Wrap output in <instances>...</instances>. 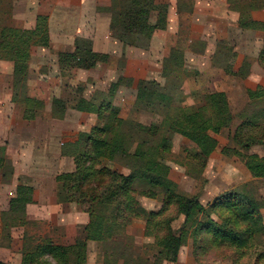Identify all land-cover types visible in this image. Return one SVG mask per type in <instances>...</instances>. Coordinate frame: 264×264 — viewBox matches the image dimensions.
<instances>
[{
  "label": "trees",
  "instance_id": "trees-1",
  "mask_svg": "<svg viewBox=\"0 0 264 264\" xmlns=\"http://www.w3.org/2000/svg\"><path fill=\"white\" fill-rule=\"evenodd\" d=\"M16 1L1 0L0 60L13 63L14 93L16 96L24 94L23 103L27 108L28 119L35 120L44 110V102L25 94L30 75L31 52L34 47H49L50 34L48 27L43 24L29 30L16 27L12 19ZM154 2L113 0L110 23L113 37L127 45L141 46L157 31L165 30V13L157 14L156 21H152ZM229 3L240 13L239 25L242 29L264 32V24L251 17L252 11L259 9V1L229 0ZM79 48L86 51L85 57L74 53H59V63L63 69L88 70L94 63L109 60L108 55L94 52L90 40L82 39ZM261 63L264 65V51ZM184 66V54L179 50L174 58L163 63L167 77L180 79L190 75ZM126 81L129 84L131 80L124 79L123 83ZM181 87H177L179 92L182 91ZM77 89L73 109L97 113L99 125L89 134L81 136L83 151L78 149L79 145L75 149V171L58 175L56 181L60 201L64 204H78L90 220L84 228V237L77 238L70 245L56 244L49 239L36 241L25 236L22 264H84L87 261L89 241L112 242V250L124 249L111 262L113 264L121 260L123 264H175L179 260L185 238L194 240L195 254L198 255L200 252L221 248L247 251L256 240L264 237V225L256 217V210L264 205L255 202L244 191L239 189L221 195L206 208L197 196L189 197L180 193L175 182L158 172L160 163L168 160L172 154L173 144L168 135L179 134L196 145L198 152H192L193 159L201 165L197 173L203 175L208 159L219 144L203 128L205 123L212 122L222 128H229L233 123L232 108L226 93H206L200 97V104L196 107L182 105V101L172 106L174 97L166 87L157 80L144 81L138 89L136 106L153 110L156 117L163 115L162 120L157 124L154 122L146 133L141 132L133 120L122 118L112 104L99 102L96 98L86 99L83 96L84 86L80 85ZM248 93L250 98H261L254 92ZM66 106V100L55 98L54 116L62 118ZM252 117L255 118V114ZM246 120L241 121L236 130L235 141L246 150L252 147L256 138L259 141L255 143L264 146V129L262 136L257 137L252 132L254 126L261 124L250 118ZM162 131L165 133L162 134ZM253 160L259 176L264 178V158L253 156ZM108 163L119 164L126 169L127 174L119 169L114 170ZM146 192H151L152 197H157V193L164 194V205L160 211L148 212L143 208L141 197ZM33 196L34 189L23 186L20 196L11 200L9 211L2 216L3 233L0 232V237L4 234V238H10L12 228L28 224L26 211L27 206L34 201ZM171 211L175 215H170ZM183 215L187 216V221L182 228L183 235L179 236L173 224ZM135 220L145 221L146 228L155 233L156 251L153 260L141 257L129 259L125 255L129 246L119 239L126 238V229ZM34 241L36 245L33 249H27L28 243ZM261 262L264 264L263 253L259 254L254 264ZM0 264L6 263L0 261ZM234 264H239V261L234 259Z\"/></svg>",
  "mask_w": 264,
  "mask_h": 264
},
{
  "label": "crops",
  "instance_id": "crops-1",
  "mask_svg": "<svg viewBox=\"0 0 264 264\" xmlns=\"http://www.w3.org/2000/svg\"><path fill=\"white\" fill-rule=\"evenodd\" d=\"M257 1L259 9L252 11L251 17L264 24V0ZM112 2L18 0L14 3V25L26 30L46 25L50 45L34 47L31 52L25 94L44 102V110L35 120L28 119L24 94L16 96L14 93L13 63L0 60V232L3 233V213L9 211L11 200L20 196L23 186L34 189V201L26 211L28 224L12 228L7 240L4 234L0 237L3 263L22 264L25 236L70 245L89 223V215L78 204L60 201L56 181L58 175L75 171V149L78 145L80 149L82 134H89L99 125L97 113L73 109L79 85L84 86L86 99L96 98L112 104L122 118L131 119L138 126L148 112L136 109L140 84L147 80L161 83L167 78L163 63L174 58L179 50L184 54L188 73L197 75L204 67L203 62L208 61L213 71L240 78L245 92H254L264 101V65L261 63L264 32L242 29L240 13L229 0H155L152 21H156L157 14L165 13L167 28L157 31L141 46L127 45L113 37ZM2 5L0 0V12ZM186 27L188 31L184 34ZM82 39L90 40L94 52L108 55L109 60L94 63L88 70L72 69L70 74L60 68L59 53L84 57L86 51L79 48ZM226 50L227 61L219 66L217 62ZM124 79L131 83H123ZM229 91L222 88L215 92L226 93L230 102ZM64 95L71 101L66 99L65 115L58 118L53 114V100H65ZM149 122L145 123L146 133L154 123ZM97 243L100 244L88 242L84 264H113L106 260L102 245ZM98 246L103 253H96L95 260L91 249Z\"/></svg>",
  "mask_w": 264,
  "mask_h": 264
},
{
  "label": "rangeland",
  "instance_id": "rangeland-1",
  "mask_svg": "<svg viewBox=\"0 0 264 264\" xmlns=\"http://www.w3.org/2000/svg\"><path fill=\"white\" fill-rule=\"evenodd\" d=\"M8 23H10V21H8ZM187 31V27L184 28V34H186ZM227 53L226 50V52H223L220 56L221 60L217 62L219 66L225 65ZM208 63V61L203 62L204 67H202L201 72L198 71L197 75L191 73L188 76H184L182 79L169 76L161 80V84L166 87L169 90L168 92L174 97L172 106H177V104H180V101H182V105H194L196 107L200 104V97L204 94L220 91L222 88L229 89L230 91L228 94L232 105L233 123L229 128L219 127L212 122L205 123L203 128L210 133L219 144L216 151L208 159L207 167L202 176L197 173L201 165L193 159V154L198 152L196 145L179 134L168 135L173 144L172 154L169 156L168 160L160 163L158 172L164 177L168 176L167 178H171L170 180L178 185L180 193L189 197L197 196L206 208H209L217 197L239 189L248 194L247 196L255 202L264 205V178L259 176L253 160V156L264 158V146L255 143L259 141L258 138H256V140L253 141L254 144L252 147L246 150L234 139L235 132L240 126V122L246 119L248 120V118L252 119L251 121L255 123L259 122V124H261L259 126H254L252 132L257 137L262 136L264 129V101L255 98L250 99V94L242 89L244 83L241 84V82L243 80L236 76H222L209 68ZM59 66L62 70H67L72 74V72H70V70H72L71 68L63 69L60 63ZM243 72H245V68L244 70L242 69V73L240 74L242 75ZM125 83L127 84L128 81ZM181 85L182 91L179 92L177 87ZM76 91H78V89ZM64 99L71 101L70 97H67V95H64ZM136 109L142 111L141 109L144 108H138L136 106ZM156 109H158V107H156ZM144 110L148 112H143L145 114L144 118H142L143 120H141L143 123L137 126L141 132H145V123L147 121H150L149 123L156 122L155 124H157L163 118L162 114L158 115V121V118L152 112L153 110ZM254 114L255 118L252 117ZM151 127L152 126H150V129ZM163 133L165 132L162 131V134ZM248 136L246 138H248ZM83 144L84 142L80 143V151L83 149ZM108 165L114 170L119 169L125 172L124 167L119 164L108 163ZM141 203L143 208L148 212L160 211L164 205V194L157 193V197H152L151 192H146L144 196L141 197ZM169 214L175 215L173 211L169 212ZM256 217L257 220L264 225V207L256 210ZM186 221L187 216L183 215L173 224L179 236L183 235L182 228ZM125 234L126 238L122 237L119 241L124 244L127 243V246H129V250L125 252V255L128 256L129 259L141 257L142 259L150 258V260H153L156 251L155 233L153 230L151 231L146 228L145 221L135 220L128 226ZM78 236L79 239L84 237V229L83 231H79ZM35 245V241L29 242L27 249H33ZM98 245H102L106 260L110 262H114L124 250H112V242L100 243ZM194 246L195 242L192 238H185L179 254L178 261L180 262L175 264H234V259L239 261V264H254L259 254H264V237L259 241L256 240L252 248H249L247 251L221 248L208 252H200L196 255ZM102 250L100 251L99 246L92 247V258L96 260V255L100 252L103 253Z\"/></svg>",
  "mask_w": 264,
  "mask_h": 264
}]
</instances>
